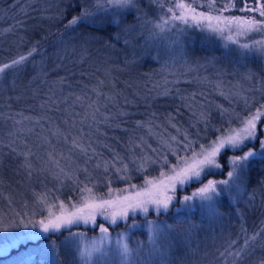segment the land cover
Returning <instances> with one entry per match:
<instances>
[{
  "label": "snow or ice",
  "instance_id": "obj_1",
  "mask_svg": "<svg viewBox=\"0 0 264 264\" xmlns=\"http://www.w3.org/2000/svg\"><path fill=\"white\" fill-rule=\"evenodd\" d=\"M18 5L14 0L13 10ZM42 11L47 20L63 25L61 35L70 42L79 38L87 44L95 39L92 31H114L102 41L105 67L100 75V68L93 73L94 84L74 87L75 73L70 72L57 82L59 90L49 87L39 97L38 113L5 114L0 109V169L10 164L20 178L15 188L0 179V204L5 206L0 232L39 227L47 240L66 229L69 236L82 235L71 227L91 225L99 238L78 253L60 245L70 264H90L94 254L106 264H185L202 237L217 229L223 237L221 207H236L245 197L251 203L255 192L249 193V186L264 187V71L255 72L248 64L264 59V0H56ZM20 13L29 15L24 7ZM13 19L5 32L26 22ZM196 34L204 37L202 44L221 45L222 55L246 69L234 74L247 87L240 81L227 86L220 77L232 73L223 68L215 81L206 76L184 81H207L227 106L204 91L184 95L167 87V80L132 99L117 89L112 71L141 61L163 60V68L169 62L180 64L188 73L207 71L218 58L189 59ZM37 54L38 44L0 62V81ZM80 76L87 78L84 72ZM161 96L179 97L174 113L163 119L146 113L148 119L131 122L136 114L129 109L140 102L150 107ZM184 113L189 118L181 123ZM116 130L124 134L122 145L120 137L108 135ZM221 173L225 178H208ZM137 178H142L139 183ZM193 184L200 186L180 195ZM121 223L124 227L112 241L110 228ZM137 231L146 238L133 240ZM37 239L36 233H22L10 246L26 247ZM49 243L56 247L55 240ZM210 264H264V228L248 233L242 227L236 238L229 234L211 253Z\"/></svg>",
  "mask_w": 264,
  "mask_h": 264
},
{
  "label": "trees",
  "instance_id": "obj_2",
  "mask_svg": "<svg viewBox=\"0 0 264 264\" xmlns=\"http://www.w3.org/2000/svg\"><path fill=\"white\" fill-rule=\"evenodd\" d=\"M14 0H0V13L2 18L0 19V24L3 29L8 28L10 24L14 23L15 19L25 20L23 28L16 29V36L10 40L6 45L0 46V62H6L9 59L16 57L20 54L25 53L33 45L38 44L39 54L35 55L33 58H30V61L27 63L26 67L21 69L17 73H9L4 81H0V109H3V113L7 114L9 112L23 113V115H34L38 113V105L42 102L39 98L41 95H44L48 92L49 87H54L57 90L60 89V85L57 83L60 78L66 77L69 73H75V80L72 81L74 87L77 83H90L92 81L93 73L95 67L91 63L92 54H94V48H103V39L108 36V33L113 32L114 29L109 28L106 32H95L92 31L93 37L95 39L90 40L89 43L85 44L88 46V55L83 56L79 59L78 55L68 54L61 55L60 47L63 43H75L81 41L79 38L75 41H69L67 36H62L64 28L62 24H53L51 21L46 18H40L37 16L40 12L39 5L37 2L29 4L28 0H19V5L13 10ZM29 5L34 7L36 11H32L29 8ZM20 7L27 8L29 15L27 17L23 16L20 13ZM70 18V17H69ZM91 31V30H90ZM204 40L203 38L195 37L196 44L201 46L212 47L215 52H222L218 45L213 43H201ZM63 41V43H62ZM114 43V41H113ZM119 46V45H117ZM104 49V48H103ZM154 63L152 61H144L142 69H148L152 67ZM253 68L260 72V67L256 62H253ZM84 72L86 79H81L80 73ZM66 92L67 89H64ZM174 104L169 103L165 99H155L154 103H151L150 107H145L143 102H140L137 107L129 109V111L134 112L136 115L132 118V121L136 118L147 117L146 113L154 112L158 107L165 108L167 110H172L176 107ZM158 108V109H159ZM19 118V117H17ZM131 121V122H132ZM111 135H122V132L119 130L109 131ZM115 144L114 141H110ZM121 144L124 143V139L121 138ZM118 150H121L119 145H116ZM258 147V145H257ZM107 155V153H105ZM226 159V158H225ZM6 164L8 162L6 161ZM11 165L1 169L0 177L3 178L4 182H9L16 180L18 176H14L11 171ZM255 177V173H253ZM209 179H222L225 178L223 173L217 176H209ZM135 182V181H134ZM198 184H193L190 187L186 188L180 195L189 194ZM255 192V197L251 203H249L248 198L245 197L236 207H221V211L224 215H230L231 223V236L236 238L240 234L241 228H246L248 233H252L260 228H264V187H261L258 184L253 183L249 186V193ZM67 190H65L66 194ZM63 198V197H62ZM178 204V201H177ZM235 215L234 217H232ZM152 218H155L154 216ZM140 221L143 220V217H138ZM161 219H167V217H161ZM130 222V221H129ZM123 224L121 223L120 227L110 228V233H117L122 231ZM70 231H82L85 235L90 236L96 231L91 230L88 226H72ZM47 234H44L37 240L28 243V245H40L39 243H45L46 245L52 247L49 243L51 240L56 241V247L53 253L52 258L48 259H39L38 257H32L29 264H70L71 257H66L61 254L60 245L64 244L71 248V251L78 253V248L74 249L67 240L69 239V230H64L63 235L59 234L48 237L46 240L45 237ZM67 238V239H66ZM136 238L145 239L144 235H141L140 231L136 232V235L133 236V240ZM26 246V247H27ZM26 247H12L9 251L0 255V263L7 261L8 264L11 263L14 259H18L17 255L20 251L25 250ZM51 248V249H52ZM77 250V251H76ZM78 257V255H77ZM10 262V263H9ZM211 256L206 260L200 262L199 264H210ZM12 264H24L20 263L17 260L16 263ZM26 264V263H25Z\"/></svg>",
  "mask_w": 264,
  "mask_h": 264
},
{
  "label": "rangeland",
  "instance_id": "obj_3",
  "mask_svg": "<svg viewBox=\"0 0 264 264\" xmlns=\"http://www.w3.org/2000/svg\"><path fill=\"white\" fill-rule=\"evenodd\" d=\"M37 2L39 5V14H37L38 17L40 18H45L46 13H44L42 10L48 8L50 4L54 5L56 0H28L29 4H33ZM141 7L147 10L148 6L146 3H142ZM2 18V15L0 13V19ZM131 17H129V21H131ZM6 29V28H5ZM16 36V32L9 33L5 32L3 27L0 24V46L6 45V43H9L11 39H13ZM197 38H203V36L196 34ZM9 41V42H8ZM220 50L222 52H215V50L212 47H207V46H201L196 44V41L194 45L189 49V59H197V58H203V57H208L211 58L213 56L218 58V62L215 63L214 66L209 65L208 70L205 71L204 69H200L199 72H191L188 73L186 68L181 67L180 64H175L173 65L171 62H169V67L163 68L162 65L164 63L163 60L159 62H153L154 65L148 69H142V66L144 64V61H141L139 63L133 64L129 66L126 69L122 70H113L112 71V77L115 79L117 83V89L124 95L127 96L129 99L133 98L134 94H138L140 97H143L145 93L147 92L148 89H151L154 84H160L162 87L165 84V80L169 81L170 83L167 84V87L169 88H179L181 93L184 95L190 94L192 91H204L207 94L210 95V98L220 102V103H225L227 106L226 101L223 100L222 97H219L211 84H209L207 81H204L203 83H185L184 81H192L194 77L199 78V77H209L213 81L217 79L216 77V72L217 70L223 68L226 72L232 73L229 75H224L220 77V79H223L225 84L227 86H237V81H240L242 84H244L245 87H247V83L242 80V78L239 75H235L234 73L236 72H245L246 69L240 68L238 65L234 64L231 62V58L228 57L226 54L222 55L225 50L222 48L221 45L217 44ZM82 47L87 48V51H82ZM120 46H117L119 48ZM61 50V55L65 56L68 54H74L78 55L79 59L83 58V56L88 55V46L83 44V42H75V43H63V45L60 47ZM105 56L104 49L102 48H94V54H92L91 58V63L95 67V71L97 68H100L101 72L96 73V75H100L103 72V69L105 67L104 65V59L103 57ZM167 59V57H165ZM203 62V60L201 61ZM253 62H256L259 67H260V72L264 71V59H253L248 61L249 67L255 72H258V70H255L253 68ZM176 80H179V84H174ZM231 82L229 85L228 82ZM95 83V77L93 75L92 81L88 84H94ZM153 95L155 96V92H153ZM156 99H165L168 100L169 103L174 104V107L179 106V97H176V99H173L172 97H157ZM159 108V107H158ZM156 109L154 112L163 119L165 116H167L168 113H174L176 108L172 110H167L165 108H159ZM184 120L181 121V123H184V121L188 120V114L184 113ZM148 119L147 117H140L136 118L135 120H145ZM133 120L132 122H134ZM159 122V121H158ZM186 126V125H185ZM110 137H120L124 138V134L120 136H115L114 134L111 135L110 132L108 133ZM109 143H111L109 141ZM121 144V143H120ZM122 145V144H121ZM116 146V144H114ZM122 151V148H121ZM1 172V169H0ZM153 175H156V172L152 173ZM1 176V175H0ZM0 179L3 180V178L0 177ZM142 178H137L135 180L136 183H139ZM20 178L18 177L16 180H12L9 182H4L5 185L12 184V187L15 188L17 183H19ZM206 182V180H205ZM37 188V190H41L40 186L38 185H33ZM200 185L198 184L197 187ZM26 188H30L32 186L25 185ZM48 187H52V184L49 183ZM196 187V188H197ZM194 188L189 194H191L193 191L196 190ZM4 205L0 204V209H4ZM46 214V213H45ZM233 215L232 217H234ZM36 219H40L39 216L36 217ZM230 215H224V221L223 224L225 225L224 231H223V237L220 234V230L217 229L214 233L208 234L206 237H202V242L199 243V248L197 249V246L194 244L192 246V249L189 252L188 257L185 260V264H199L200 262L206 260L208 257L211 256V253L215 251L216 248L221 247L227 236L231 233V223L230 221ZM77 226V225H75ZM80 226H88L91 228V225H83L80 224ZM27 232H33L36 233L38 238L44 235V233L41 232L39 227L35 229H9L7 232H0V255L6 254L10 248V241L13 237L19 236L22 233H27ZM74 233H82V235H77V236H69V239L67 242L72 245L74 249H82L84 246L91 244L94 240H97L99 238V232L96 231L94 234L87 236L85 235L82 231H71ZM119 233V232H117ZM117 233H110L111 240L115 241L117 238ZM40 245H28L25 250H22L18 253L17 258L11 261L16 263L17 260H19L20 263H26L29 264L30 260L32 257H38L39 259H48L49 257L53 259V253L54 249L50 248V246L46 245L45 243H39ZM14 248V247H13ZM77 251V250H76ZM55 260V259H53ZM77 260H79V257H77ZM0 264H8L7 261L1 262ZM80 264H83V262H80ZM90 264H106V261L104 258H98V254L93 255L92 261H90Z\"/></svg>",
  "mask_w": 264,
  "mask_h": 264
}]
</instances>
